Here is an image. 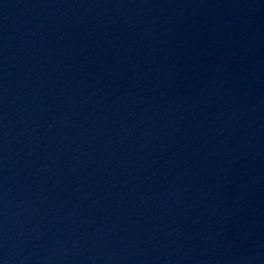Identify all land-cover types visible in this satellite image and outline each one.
I'll return each instance as SVG.
<instances>
[{
    "label": "water",
    "instance_id": "obj_1",
    "mask_svg": "<svg viewBox=\"0 0 264 264\" xmlns=\"http://www.w3.org/2000/svg\"><path fill=\"white\" fill-rule=\"evenodd\" d=\"M0 264H264V0H0Z\"/></svg>",
    "mask_w": 264,
    "mask_h": 264
}]
</instances>
